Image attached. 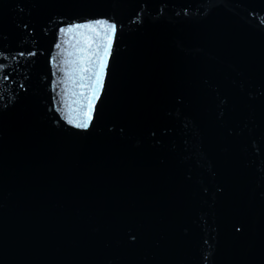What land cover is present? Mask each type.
<instances>
[{
	"label": "water",
	"instance_id": "obj_1",
	"mask_svg": "<svg viewBox=\"0 0 264 264\" xmlns=\"http://www.w3.org/2000/svg\"><path fill=\"white\" fill-rule=\"evenodd\" d=\"M0 264H264V0H0Z\"/></svg>",
	"mask_w": 264,
	"mask_h": 264
}]
</instances>
